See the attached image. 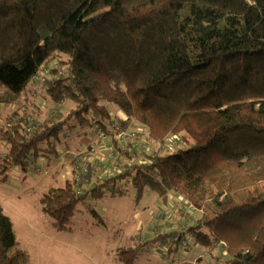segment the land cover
I'll use <instances>...</instances> for the list:
<instances>
[{
	"label": "trees",
	"instance_id": "trees-1",
	"mask_svg": "<svg viewBox=\"0 0 264 264\" xmlns=\"http://www.w3.org/2000/svg\"><path fill=\"white\" fill-rule=\"evenodd\" d=\"M45 67L46 93L75 106L35 129L10 118L0 180L64 130L78 138L96 128L120 163L93 181L74 161L72 178L40 199L55 228H70L88 196L125 195L128 184L140 197L151 187L202 213L211 202L191 229L209 227L198 238L223 244L225 264H264V0H0V84L18 96ZM132 120L141 131L118 143L110 125ZM169 136L176 149H165ZM0 264H31L1 203Z\"/></svg>",
	"mask_w": 264,
	"mask_h": 264
},
{
	"label": "rangeland",
	"instance_id": "rangeland-1",
	"mask_svg": "<svg viewBox=\"0 0 264 264\" xmlns=\"http://www.w3.org/2000/svg\"><path fill=\"white\" fill-rule=\"evenodd\" d=\"M52 77L48 73L38 84L30 82L18 96L0 84V128L9 127L10 118L29 121V129L33 125L35 129L37 122H53L67 115L75 102L51 99L45 88ZM111 110L114 113L113 107ZM129 128L141 131V125L134 120ZM90 132L77 138L71 133L65 135L64 130L50 150L46 149V141L40 143L42 157L29 160L25 166L9 168L7 179L0 180V203L13 220L19 245L29 251L31 264H225L223 244L205 245L198 238L209 234V227L202 224L191 229L199 224L195 221L204 212L211 211V202H204L202 213L201 208L182 195L172 193L164 199L151 187L140 197L128 184H123L127 189L125 195H107L102 199L88 196L77 206L70 228H55L54 218L42 209L40 199L50 187L63 186L72 178L74 161L91 169L93 181L120 163L121 156L108 157L112 150L104 141L100 142L96 128ZM46 139L49 141L50 137ZM9 147L0 137V156ZM151 147L160 146L153 143ZM122 249L132 251L121 254ZM123 257L132 261L128 263Z\"/></svg>",
	"mask_w": 264,
	"mask_h": 264
},
{
	"label": "built area",
	"instance_id": "built-area-1",
	"mask_svg": "<svg viewBox=\"0 0 264 264\" xmlns=\"http://www.w3.org/2000/svg\"><path fill=\"white\" fill-rule=\"evenodd\" d=\"M48 73V69L47 67L43 68L38 74H36L34 76V83L35 84H38L39 83V80L41 77H44L46 74ZM110 132L112 133V135H114L115 137V140L118 141V143H122L124 141L127 140V138H136L137 137V132L130 129V128H126V127H123L122 125H120L118 122H114L110 125ZM102 134V138L103 140H106V141H111V137L105 133V132H101ZM167 142V146H170V148L177 143V139L175 136H169L167 138H165ZM159 143V142H158ZM169 143V144H168ZM123 144V143H122ZM110 156H112V153L110 154ZM86 170H84L85 172Z\"/></svg>",
	"mask_w": 264,
	"mask_h": 264
},
{
	"label": "crops",
	"instance_id": "crops-1",
	"mask_svg": "<svg viewBox=\"0 0 264 264\" xmlns=\"http://www.w3.org/2000/svg\"><path fill=\"white\" fill-rule=\"evenodd\" d=\"M119 115H120V116H123V114H122V113H119Z\"/></svg>",
	"mask_w": 264,
	"mask_h": 264
}]
</instances>
